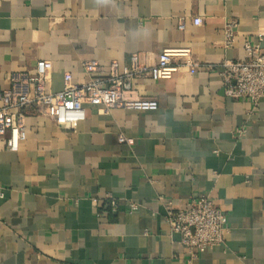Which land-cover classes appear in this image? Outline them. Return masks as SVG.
I'll return each mask as SVG.
<instances>
[{"label":"crops","instance_id":"0c3cea01","mask_svg":"<svg viewBox=\"0 0 264 264\" xmlns=\"http://www.w3.org/2000/svg\"><path fill=\"white\" fill-rule=\"evenodd\" d=\"M244 40L264 51V0H0V89L39 61L55 93L86 83L89 62L107 75L131 55L152 64L164 48L185 47L217 65L244 60ZM134 85L155 111L87 103L74 128L29 113L16 152L0 138V264H186L164 204L185 209L204 194L228 232L194 264H264V99L226 98L205 69Z\"/></svg>","mask_w":264,"mask_h":264},{"label":"built area","instance_id":"2783aa9c","mask_svg":"<svg viewBox=\"0 0 264 264\" xmlns=\"http://www.w3.org/2000/svg\"><path fill=\"white\" fill-rule=\"evenodd\" d=\"M192 22L198 26L201 20L193 18ZM235 28L234 20L224 25L221 42L226 49L234 44ZM242 47L246 54L244 60L224 59L217 65L200 63L185 47L164 48L152 64L138 54L131 55L127 65L121 68L112 62L107 75H101L98 65L89 62L83 65L89 76L86 83L66 85L55 93L45 91V64L39 61L33 73L10 74L9 88L0 89V138L7 150L16 152L18 143L25 138L24 117L29 113L51 119L56 126L74 128L84 120L83 105L87 103L99 104L105 112L112 109L155 111L157 101L140 96L135 89V81H164L180 70L191 75L199 69L216 72L226 98L247 100L256 107L264 99V51L259 42L252 44L244 40ZM244 131L241 126L236 134L240 137ZM119 140L128 144L131 142L121 137ZM110 204L114 206L112 201ZM164 207V222L171 233L179 236L180 243L189 254L186 264H194L193 261L207 248L223 244L228 232L227 218L209 196L192 195L185 209L175 210L171 203L164 204ZM136 209V205H129L130 212Z\"/></svg>","mask_w":264,"mask_h":264}]
</instances>
